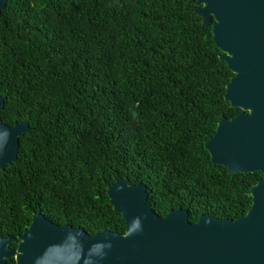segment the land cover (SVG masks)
I'll use <instances>...</instances> for the list:
<instances>
[{"label":"trees","instance_id":"trees-1","mask_svg":"<svg viewBox=\"0 0 264 264\" xmlns=\"http://www.w3.org/2000/svg\"><path fill=\"white\" fill-rule=\"evenodd\" d=\"M196 0H7L0 13L2 122H28L0 169V235L41 211L86 233H123L109 200L119 178L144 183L160 216L183 208L236 219L262 172L229 173L207 141L233 71ZM18 239L11 242L17 246ZM14 258L6 264H13Z\"/></svg>","mask_w":264,"mask_h":264},{"label":"water","instance_id":"water-1","mask_svg":"<svg viewBox=\"0 0 264 264\" xmlns=\"http://www.w3.org/2000/svg\"><path fill=\"white\" fill-rule=\"evenodd\" d=\"M6 4L0 0V13ZM196 5L234 73L225 98L242 108L220 118L205 147L210 160L229 173L262 172L251 187L247 213L236 219L201 214L190 222L187 209L177 208L160 216L147 201L144 183L119 178L107 193L126 222L125 232L88 234L36 211L18 236L0 235V264L13 257V264H264V0H196ZM6 97L0 96V111ZM29 131L28 122L9 125L0 118V169L17 160L19 138Z\"/></svg>","mask_w":264,"mask_h":264},{"label":"flooded vegetation","instance_id":"flooded-vegetation-1","mask_svg":"<svg viewBox=\"0 0 264 264\" xmlns=\"http://www.w3.org/2000/svg\"><path fill=\"white\" fill-rule=\"evenodd\" d=\"M14 258V257H13ZM15 259V258H14Z\"/></svg>","mask_w":264,"mask_h":264}]
</instances>
